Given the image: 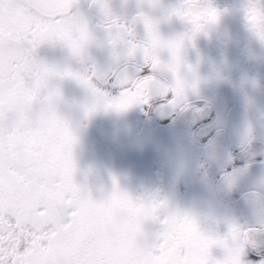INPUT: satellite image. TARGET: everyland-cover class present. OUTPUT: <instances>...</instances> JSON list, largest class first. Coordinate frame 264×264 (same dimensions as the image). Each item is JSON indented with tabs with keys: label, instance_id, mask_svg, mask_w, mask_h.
I'll return each mask as SVG.
<instances>
[{
	"label": "snow or ice",
	"instance_id": "snow-or-ice-1",
	"mask_svg": "<svg viewBox=\"0 0 264 264\" xmlns=\"http://www.w3.org/2000/svg\"><path fill=\"white\" fill-rule=\"evenodd\" d=\"M92 2L99 4L104 12L108 42L116 63L107 69L92 65L86 72H80L49 66L35 55L41 45L58 41L66 43L76 55L85 52L95 37L79 13L78 0H0V264H24L26 247L42 250L48 243L43 238L37 240L42 229L34 219L24 217L17 200V193L38 166L39 146L30 130L39 128L46 119L55 117L62 124L64 163L70 187L87 195L81 185L71 184L76 170L73 148L77 137L69 120L56 110L55 102L61 93L58 87L52 86V81L57 77H71L87 87L94 97L86 105L88 113L102 106L121 111L136 104L183 106L188 85L176 73L183 61L184 41L194 39L206 24L219 17L218 10L211 5L204 6L200 0H183L168 11V16H179L190 22L191 32L176 39H165L158 21L147 13L141 11L131 20H123L112 12L109 0ZM150 2L155 7L158 0ZM258 13H264V8L250 3L247 18L251 20ZM138 22L146 28V39L136 38ZM254 34L264 41V33ZM163 49L171 52V59L162 58ZM138 52L143 55L142 63L129 69L126 60ZM165 71L171 72L174 79L165 82L161 76ZM112 91L117 94H111ZM226 180L230 182V175ZM113 191L114 195L128 199L118 184ZM71 195L72 192H67L65 199ZM140 206L150 209L136 245L141 259L165 251L171 244L173 223L182 222L190 229L196 244L181 245L173 261L191 249L197 254L195 264H264V218L253 226L232 223L228 235L220 237L202 232L194 216L171 209L164 199H148ZM73 208L71 204L62 206L63 216L67 218ZM149 221L158 224L151 233L145 228ZM44 227H53V222ZM245 233H254V236L247 240L238 237ZM166 240L169 245L162 247ZM33 241L37 243L34 245ZM217 245L227 250L222 260L212 257V249ZM248 253L260 258L247 260Z\"/></svg>",
	"mask_w": 264,
	"mask_h": 264
},
{
	"label": "rangeland",
	"instance_id": "rangeland-1",
	"mask_svg": "<svg viewBox=\"0 0 264 264\" xmlns=\"http://www.w3.org/2000/svg\"><path fill=\"white\" fill-rule=\"evenodd\" d=\"M182 23L183 35L190 33L192 29L190 22L182 18ZM216 39L206 25L194 37V40L199 42L200 51L208 52L222 51L223 48L229 51L241 49L240 45H243V41L240 39L244 38H235L226 44L218 42V46L215 43ZM107 40L98 39L99 45ZM259 40L255 39V44L251 46L249 60H253L252 54H257L259 51ZM103 51L102 48L101 51L95 50L89 44L84 54L90 57L87 58L88 62H85L84 67L96 65L104 68L106 64L100 55ZM35 55L39 61L56 68L60 66L55 64L57 58L77 56L62 41L41 45ZM225 56L229 60L228 66L223 67L226 73L220 71L217 78L225 84V89H222L224 96L231 99L238 98L248 103L254 111L257 125L260 127L258 129L264 131L263 86L259 89L253 85L250 69L246 71L243 59H237L236 63L231 64L230 54ZM85 59L86 57L82 58L83 62ZM252 65L257 72L258 61L251 63ZM61 78H55L52 86L58 87ZM229 85L233 90L227 89ZM64 89H68V86ZM87 96L81 88L78 89L76 97L79 101L78 111H80L81 119L86 116L84 113L86 105L92 103ZM136 105L124 111L114 110L116 112L115 115L113 114L114 117L108 114L106 108L99 107L91 113L90 122H81L87 123L88 129L85 127L86 130H83L80 126L85 132L82 133L79 128V139L77 138L79 150L74 153V160L85 159L89 154L94 155L98 147L92 143L100 141L103 145L99 146L101 152H98L97 157L102 165V171L95 182L96 186L90 185V188H93L92 196L84 198L74 206L67 218L63 216L62 211L58 213L51 206V200L59 194L54 182L56 172L35 171V174L23 184L17 193L18 207L25 218H32L34 222H38L37 226L42 229V235L38 236L37 240L43 238L48 241L42 250H38L37 247H26L23 253L24 264H77L75 262L78 261L81 264H126L128 261L133 264H195L197 254L191 249L187 251L188 261H186L187 258L181 260L180 257L173 261L181 243L185 245L191 243L193 246L196 244L192 240L190 229L182 222L173 223L170 235L173 236L174 241L172 239L171 248L162 257L163 259L160 258L161 260L157 262L153 257L140 258L141 254L136 246L137 240L142 232L144 220L150 215V209L141 207L140 204L148 199L166 200L162 185L166 168L177 157L173 147L177 142L185 148L189 145L185 140L186 137L176 131L181 119L174 123L172 130L175 128L176 132L171 134L170 130L158 128L160 117L156 109L151 110L149 120L145 109H136ZM55 107L59 114L68 120L71 119L73 113H70L68 108ZM171 108L176 109L177 106H171ZM94 116L96 119H93ZM52 118L46 119L39 128L32 129L31 134L38 138L44 148L55 149L56 144L64 140L65 133L62 124L55 117ZM107 123H112L113 127H107ZM42 127L43 133L40 131ZM60 131L63 132L61 135H59ZM113 141L114 150L111 145ZM105 144L111 145V151H108L107 146V150L102 151ZM200 168L201 166L197 168L196 174L194 172L191 176L182 179V186H186V190L184 188L180 203L167 202L171 209L194 216L202 232L220 237L228 235L232 223L240 225L239 222L245 220L246 224H256L260 221L262 218L260 200L250 195L237 204L222 202L215 189L211 188V190L208 186L206 179L209 178L208 174L211 171L203 174ZM238 174H231L230 182L226 179L222 182L223 196H232L249 185L246 182H240ZM117 184L122 192L127 193L128 199L114 195L113 190ZM33 203L38 205L39 211L36 215L25 216L24 205L26 207ZM50 221L53 222V227L45 229L44 226ZM157 227L158 224L155 221H149L145 225L149 233L155 231ZM176 227H180V230L175 231ZM32 243L35 245L37 241ZM226 255L227 250L219 245L212 249L214 259L222 260Z\"/></svg>",
	"mask_w": 264,
	"mask_h": 264
},
{
	"label": "flooded vegetation",
	"instance_id": "flooded-vegetation-1",
	"mask_svg": "<svg viewBox=\"0 0 264 264\" xmlns=\"http://www.w3.org/2000/svg\"><path fill=\"white\" fill-rule=\"evenodd\" d=\"M182 2L183 0H158L156 6L153 7L150 0H109L112 12L123 20H131L141 11L147 13L154 20L158 21L159 31L165 39H176L185 35H183L181 28L183 24L182 18L179 16H168V11ZM200 3L204 6L211 5L218 11H225L238 20L237 22L240 26H243V30L230 32L228 36L212 32L209 28V23L206 24V27L213 34L214 38H217L216 45L218 42L226 44L235 38L243 37L244 39H240L243 41V45H240L241 49L229 51L227 49L223 50L225 49L223 48L221 49L222 51H200L199 42H196L194 39H185L182 53L183 61L179 65L178 70H183L189 84V87L186 89V104L177 106L176 109H172L171 106L165 104L153 105L151 107L137 104L135 108H144L149 120L151 110L156 109L160 117L158 128L170 130L171 134L177 131L186 137L185 140L189 146L185 148L181 143H178L173 147V150L175 151L177 147H180L182 150L196 151L198 163L194 169L195 174L197 168L200 166L203 174L206 171H211L208 174L209 178L206 179L208 180V186L210 189H215L222 202L237 204L248 196L253 195L260 200L263 212L264 192L260 188H263L264 185V131L258 129L259 126L257 125L254 111L251 108L249 111L245 101L224 96L222 89H225V84L218 81L217 78L220 71L226 73L223 67H227L229 64V60L225 56V54L229 53L231 64L236 63L237 59H243L246 71L250 69L249 73L251 72L253 85L259 89L263 86L264 90V41L259 40V51L257 54H252L253 60H249V50L255 44V39L258 37L249 28L246 15V10L250 3H255L258 7L264 8V0H200ZM78 10L83 18L89 22V26L94 34L95 41L90 43L92 48L99 51H101V48L104 50L100 55L106 64L105 67L95 66L100 69L111 67L116 63V57L113 54L112 58H109L112 46L108 42L110 39L109 29L106 26L107 20L102 8L99 4L93 3L92 0H78ZM135 31L138 40L147 38V31L142 22L137 23ZM98 39L108 40L99 45L100 41ZM161 56L167 61L171 59V52L168 49H163ZM85 57L86 59L83 62L82 58L84 59ZM88 57L90 55L85 56L84 53L77 55L75 58L60 57L56 59L55 64L60 65L59 69L61 70L71 68L74 71L86 72L92 66L84 67L85 62H88ZM254 60L258 61V73L255 66H251V63L255 62ZM142 61L143 55L138 52L136 56L126 60V65L129 69H135ZM161 76L165 82L174 79L173 74L168 71L161 73ZM193 85L195 86L193 87ZM66 86H68V89H64ZM58 88L61 94L57 98L55 106H58V108H68L69 112L73 113L69 122L76 133V137L79 139V128L82 133H85L83 130H86L85 127H87V123L82 124L81 122H90L92 112L88 113L85 111L86 116L81 119L80 111H78L79 101L76 97L78 89L81 88V91L92 100L91 102H93L94 97L87 87L71 77H62ZM227 89L233 90L230 85ZM111 94L115 95L117 93L112 91ZM106 110L110 116L116 114L114 112L116 109L106 108ZM93 119H96V116ZM180 119L182 121L178 123L177 130L175 128L172 130L174 123L176 124ZM106 126L113 127L112 123H107ZM40 131L44 132L43 127ZM63 132L60 131L59 135ZM167 135H169V132H167ZM111 136L109 137L111 138ZM35 142L39 146L37 151L38 158L42 159V162L38 163L36 171L56 172L54 182L59 194L51 200V206L56 212H61L62 206L69 204L76 206L84 198L92 196L93 188H90V185L96 186L95 182L102 171V165L97 157L98 152H101L99 146L103 145L102 142L95 141L92 143L95 144V147H98L94 155L89 154L85 159L75 161L76 170L71 184L81 185L87 191V195L77 192L73 187H70L64 163V140L56 144L55 149L44 148L38 138ZM113 144L114 141L111 144L114 150ZM111 145L105 144L102 151L107 150L106 146L109 147L108 151H111ZM78 150L79 147L76 140L73 153H77ZM236 173H239L240 182H246L249 185L232 196H223L222 182L227 176ZM67 192H72V195L65 199ZM30 207L31 209H29ZM24 209L26 211L25 216L36 215L39 211V207L35 203L26 205V207L24 205ZM239 223L241 226L255 225V223L246 224L245 220ZM75 263L81 264L80 261Z\"/></svg>",
	"mask_w": 264,
	"mask_h": 264
},
{
	"label": "water",
	"instance_id": "water-1",
	"mask_svg": "<svg viewBox=\"0 0 264 264\" xmlns=\"http://www.w3.org/2000/svg\"><path fill=\"white\" fill-rule=\"evenodd\" d=\"M219 17L216 21L209 23L212 32L219 35L228 36L230 32L242 31L243 26L238 24V20L225 11H218ZM113 56V49L109 58ZM176 159L169 164L165 170L163 181V191L167 202L179 203L182 197L181 181L184 177L194 174V169L198 163L195 150H182L180 147L175 149ZM38 157V155H37ZM42 159L38 158V163Z\"/></svg>",
	"mask_w": 264,
	"mask_h": 264
},
{
	"label": "clouds",
	"instance_id": "clouds-1",
	"mask_svg": "<svg viewBox=\"0 0 264 264\" xmlns=\"http://www.w3.org/2000/svg\"><path fill=\"white\" fill-rule=\"evenodd\" d=\"M248 20V26L249 28L252 30V32H260V33H264V13H258L255 15V17L251 20ZM178 75L181 79H183L186 84L188 85L189 87V84L184 76V73H183V70H178ZM252 236H254V233H245L244 235L240 236L238 234V237L240 239H250Z\"/></svg>",
	"mask_w": 264,
	"mask_h": 264
},
{
	"label": "trees",
	"instance_id": "trees-1",
	"mask_svg": "<svg viewBox=\"0 0 264 264\" xmlns=\"http://www.w3.org/2000/svg\"><path fill=\"white\" fill-rule=\"evenodd\" d=\"M247 108L249 109V111H250V105H248V103H247ZM110 141V140H109ZM177 144H178V142H177ZM184 188H185V190H186V186L185 187H183V191H185L184 190ZM258 188H260V187H258ZM260 190L261 191H263L264 192V185H263V188H260ZM183 195V194H182ZM163 196H164V194H163ZM183 197V196H182ZM233 197H231V199H232ZM180 203V202H179ZM227 204H232V203H227ZM233 205V204H232ZM263 209V208H262ZM181 213V212H180ZM262 218H264V210H263V212H262ZM177 228V227H176ZM178 230H180V227L179 228H177L175 231H178ZM172 239H173V241H174V238H173V236H171L170 235V240H171V242H172ZM165 242V245H169V241H164ZM171 245V244H170ZM168 246L166 249H165V251H163L161 254H159V255H156V256H153V258H155V260L158 262L159 260H161L160 258H162V257H164V255H165V253H167V251H169V249L171 248V246ZM181 245H185V244H182L181 243ZM180 245V246H181ZM164 245H162V247H163ZM180 246H179V248H180ZM99 249V248H98ZM96 250V249H95ZM99 250H101V249H99ZM114 252H116V251H114ZM188 254H187V252L182 256V257H180V259L181 260H185V258H187V260L186 261H188V256H187ZM247 260H258L260 257H258V256H255V254H253V253H248V254H246V257H245ZM163 259V258H162ZM131 261V260H130ZM171 261H172V259H171ZM127 261H125V263H126ZM135 262V261H134ZM126 264H133V263H131V262H127Z\"/></svg>",
	"mask_w": 264,
	"mask_h": 264
}]
</instances>
